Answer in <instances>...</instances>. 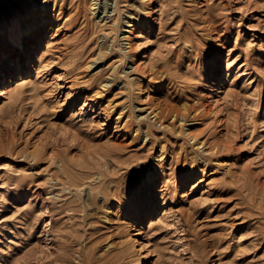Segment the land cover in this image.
Segmentation results:
<instances>
[{
  "label": "rangeland",
  "instance_id": "rangeland-1",
  "mask_svg": "<svg viewBox=\"0 0 264 264\" xmlns=\"http://www.w3.org/2000/svg\"><path fill=\"white\" fill-rule=\"evenodd\" d=\"M94 1L0 0V264H264V0Z\"/></svg>",
  "mask_w": 264,
  "mask_h": 264
},
{
  "label": "bare ground",
  "instance_id": "bare-ground-1",
  "mask_svg": "<svg viewBox=\"0 0 264 264\" xmlns=\"http://www.w3.org/2000/svg\"><path fill=\"white\" fill-rule=\"evenodd\" d=\"M46 1V0H45ZM94 1V0H93ZM115 4H114V10H116L117 8H116V1L114 2ZM101 4V3H100ZM91 10L92 9H95V8H97L98 7V2H96V1H94V2H92L91 1ZM104 5V4H103ZM112 5V4H111ZM106 7H108L107 5H106ZM116 8V9H115ZM48 8L46 7V5L45 4H43V3H41V4H39V3H33V10H32V14L30 15V16H28V19H27V21H24L23 19L24 18H22V17H18V18H16L14 21H13V23H12V27H10L9 29H5L6 30V38H5V43L3 44V46H1V52H0V66L3 64V62H7L8 64H10V63H12L13 64V57H12V53H14V52H16L17 50H19L20 51V53H19V61L20 60H22V59H29V57H28V53L31 51V49L33 48H35V45L34 46H28V45H26V40H28L29 38H31V37H33L34 35H37V31L40 29V27H41V25L42 24H44L45 23V21H47L46 20V13H47V10ZM49 9H50V7H49ZM104 9H106V8H104ZM38 11V12H37ZM39 13H41V15L40 16H38L39 15ZM104 13V12H103ZM25 14V13H24ZM109 16V15H108ZM110 17V16H109ZM134 22V20H129V21H127V23H126V28H125V30H124V32H126V34H127V36L129 37V36H131V35H133V33L131 34V31H132V27L134 26L133 23ZM0 30L1 31H4V27H3V25H2V23H1V21H0ZM135 36V35H134ZM126 37V36H125ZM36 40H38V38L36 37L35 38V41ZM184 42V41H183ZM127 43H130V42H128L127 41ZM186 43V42H185ZM129 45V44H128ZM187 45V44H186ZM189 45V44H188ZM29 47L30 49H28L27 50V53H26V50H25V47ZM194 46V45H193ZM27 47V48H28ZM183 47L181 46V49H182ZM186 49H187V47H186ZM190 49V48H189ZM184 51V50H183ZM183 51H180L181 52V54L183 53L184 54V52ZM191 52V51H190ZM10 53H11V55H10ZM8 54H9V57H8ZM128 55V54H127ZM188 56V55H187ZM132 57V56H131ZM181 60V59H180ZM180 62V61H179ZM183 62V61H182ZM186 62V61H185ZM184 62V63H185ZM183 64V63H182ZM214 65L213 66H216L217 64H216V62H214L213 63ZM208 66V65H207ZM211 73V72H210ZM215 73H217V70H214L213 72H212V75H211V77L213 78L214 77V75H215ZM9 81H11V78L9 77ZM104 85H105V83H104ZM167 108L169 107L170 108V106H166ZM173 107V106H172ZM123 108V107H122ZM158 109H160V108H158ZM158 109H157V111H155V113H154V115H158L159 114V112H160V110L158 111ZM176 109V108H175ZM152 110V109H151ZM166 110V109H165ZM169 109H167V111H168ZM121 112V111H120ZM174 112H176V110L174 111V110H172V114L174 113ZM178 112V111H177ZM180 112H181V110H180ZM153 113V112H152ZM120 114V113H119ZM177 114V113H176ZM180 114V113H179ZM165 115H166V113H165ZM175 115V114H174ZM119 116V115H118ZM162 116V115H161ZM160 116V117H161ZM117 117V116H116ZM164 117V116H163ZM173 117V116H172ZM160 119V118H159ZM162 119V118H161ZM173 120V119H172ZM161 124V123H160ZM170 124V123H169ZM146 125V124H145ZM167 125H168V123H167ZM135 127V126H134ZM146 127V130H147V126H145ZM140 129V128H139ZM144 131V130H143ZM150 132V131H149ZM144 133H145V131H144ZM148 133V132H147ZM146 135V134H145ZM143 138H144V136H143ZM0 147H3V145H1ZM160 156H161V154H160ZM158 159H160L159 157H158ZM157 159V160H158ZM62 165V164H61ZM82 165V164H81ZM78 166V165H77ZM59 167H60V165H59ZM67 171V170H66ZM57 178V177H56ZM63 178V177H62ZM66 178V177H65ZM64 178V179H65ZM148 178H149V176H148ZM51 179V178H50ZM59 181V183L61 184V186H62V188H67L66 186H67V183H69L67 180H60L59 178H57ZM68 179V178H67ZM51 181H52V179H51ZM52 187V186H51ZM54 187V186H53ZM56 187V186H55ZM87 187V186H86ZM59 188V187H58ZM53 189H55V188H53ZM64 189V190H65ZM87 190V189H86ZM119 190V189H118ZM53 191V190H52ZM62 192V191H61ZM68 192V191H67ZM121 192V191H120ZM119 192V193H120ZM48 193V192H47ZM59 193V192H58ZM66 193V192H65ZM90 192H88V194H89ZM118 193V194H119ZM125 194V193H124ZM123 194V195H124ZM121 195V194H120ZM104 196V201H103V208L105 209V211H104V217L105 218H108V215H109V213H110V209L112 208V206H113V199L109 196V195H103ZM85 197V196H84ZM255 197V196H254ZM257 197V196H256ZM118 198V197H117ZM258 198H259V196H258ZM261 198V197H260ZM259 198V199H260ZM91 199V198H90ZM103 199V198H102ZM119 199V198H118ZM126 199V198H125ZM124 199V200H125ZM130 199V198H129ZM72 200H65L64 202H61L60 204H59V206H58V208L59 209H68V210H73V207H72V202H71ZM102 201V200H101ZM122 201V200H121ZM131 201V200H130ZM260 201H261V199H260ZM116 202V201H115ZM102 203V202H101ZM120 203V202H119ZM260 203V202H259ZM126 204V203H125ZM145 203L144 202H140V203H134V204H132L131 206H129V208H128V212H127V216L128 217H131L132 215H135L136 217H140L141 216V214H142V211H143V209H144V205ZM258 205V204H257ZM118 210V209H117ZM113 211V210H112ZM72 216H73V214H71L68 218L69 219H71L72 218ZM126 216V217H127ZM110 217V216H109ZM85 221H87V220H85ZM83 223V222H82ZM61 224V223H60ZM73 225V223H68V226H70V225ZM136 224V223H135ZM136 229V228H135ZM62 230V229H61ZM63 231V230H62ZM79 231V230H78ZM134 234H137V233H139V230L137 229V230H134V232H133ZM67 236V235H66ZM71 236V235H70ZM76 237V236H75ZM68 239H69V237L67 238V241H68ZM71 240V239H70ZM83 240V239H82ZM81 240V241H82ZM85 246V245H84ZM78 248V247H77ZM81 248V247H80ZM82 250V249H81ZM69 252V251H68ZM72 252V251H71ZM84 254V253H83ZM79 256L80 255H82L80 252H79V254H78ZM77 255V256H78ZM86 255V254H85ZM84 257V256H83ZM85 258V257H84ZM83 258V259H84ZM74 259V258H73ZM81 259V258H80ZM79 259V261H81ZM67 261H72V259L70 258V256H67V257H63L62 259H61V262H67ZM76 262V261H75ZM74 263V262H73ZM81 263V262H80ZM77 264V263H76ZM83 264V263H82Z\"/></svg>",
  "mask_w": 264,
  "mask_h": 264
}]
</instances>
